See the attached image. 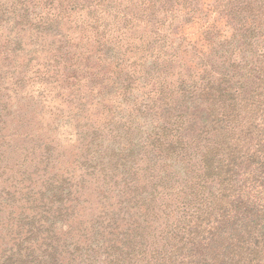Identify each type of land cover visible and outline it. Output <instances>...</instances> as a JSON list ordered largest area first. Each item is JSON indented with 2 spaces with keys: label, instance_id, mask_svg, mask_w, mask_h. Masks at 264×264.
Returning <instances> with one entry per match:
<instances>
[{
  "label": "trees",
  "instance_id": "trees-1",
  "mask_svg": "<svg viewBox=\"0 0 264 264\" xmlns=\"http://www.w3.org/2000/svg\"><path fill=\"white\" fill-rule=\"evenodd\" d=\"M29 1L0 0L6 59L21 48L13 30L32 23ZM130 7L120 10L131 19L145 16L149 26L175 23L173 36L148 41L129 63L128 79L101 82L91 103L81 98L74 132L86 151L78 161L131 183L136 169L151 164L160 180L143 194L121 189L113 198L118 213L92 223L75 216L70 174H50L38 188L33 173L29 183L5 184L0 264H264V0H135ZM78 58L73 54L71 63ZM64 100L66 106L56 108L60 121L75 98ZM0 105L4 119L8 105ZM89 122L90 138L83 139L79 128ZM106 129L122 141L104 151L99 141ZM146 145L145 153H156L170 168L161 173L155 158L146 164L138 153ZM49 155L47 147L43 158ZM173 176L185 189L184 220L176 225L168 213L156 224V197L167 195L172 186L163 180Z\"/></svg>",
  "mask_w": 264,
  "mask_h": 264
},
{
  "label": "rangeland",
  "instance_id": "rangeland-1",
  "mask_svg": "<svg viewBox=\"0 0 264 264\" xmlns=\"http://www.w3.org/2000/svg\"><path fill=\"white\" fill-rule=\"evenodd\" d=\"M29 2L32 23L13 30V35H20L21 48L16 57L4 58L0 47V104L8 105L6 112L10 113L6 118H0V187L29 183L28 177L32 173L37 188L41 183H48L43 180L50 174H70L67 181H72L73 194L78 198V207L74 210L78 221L84 218L88 223L98 220L109 222L119 211L117 199L113 198L122 195L119 192L121 189L134 193L136 187L138 193L143 194L146 185L160 179L153 178L151 164L147 169L144 165L137 172L135 170V183L116 176L105 178L98 171L81 164L78 159H83L86 148L74 132L81 115L73 116L83 96L90 103L94 101L93 92L102 90L101 82L110 80L117 84L128 79L130 75L126 72L134 69V64L131 67L129 63L138 59L145 44L158 34L172 37L175 23L171 25L167 21L163 27L156 28V24H147L145 16L131 19L134 16H126L127 10L121 11L126 6L131 8L130 3L135 0ZM119 6L123 9L120 10ZM21 8L22 5L18 11ZM143 13L147 16L148 11ZM7 29V24L0 25V41L6 39ZM190 40L191 37H187L182 47L188 46ZM195 51L204 58L208 57L200 51V47H196ZM81 53L89 58H84ZM73 54L79 58L71 63ZM213 59L220 62L219 58ZM118 63H122L126 70L122 65L117 66ZM148 69H154V64L150 63ZM65 97L75 98L74 107L68 109L60 121L56 108L66 106ZM69 114L71 121L67 118ZM92 128L90 122L79 128L83 139L90 138ZM108 130L103 132L99 141L104 151L122 141L118 131ZM47 147H50L48 159L43 158ZM146 148L150 147L146 145L139 150V157L142 156L144 161L155 158L161 173L170 168L156 153H145ZM146 164L149 162L146 161ZM36 168L38 171L34 173ZM163 181L172 187L167 195L161 193L156 197V224L166 222V215L170 213V220L174 219L177 225L179 219L184 220L181 217L184 214L185 189H182V181L176 176ZM136 200L137 196L133 202ZM82 223L85 225L87 222ZM163 228L159 227V231Z\"/></svg>",
  "mask_w": 264,
  "mask_h": 264
}]
</instances>
